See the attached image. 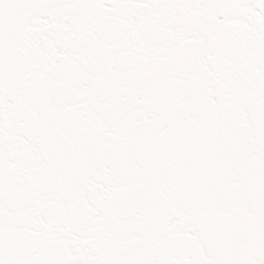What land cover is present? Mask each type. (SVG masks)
I'll return each instance as SVG.
<instances>
[{
    "label": "snow or ice",
    "instance_id": "obj_1",
    "mask_svg": "<svg viewBox=\"0 0 264 264\" xmlns=\"http://www.w3.org/2000/svg\"><path fill=\"white\" fill-rule=\"evenodd\" d=\"M0 264H264V0H0Z\"/></svg>",
    "mask_w": 264,
    "mask_h": 264
}]
</instances>
